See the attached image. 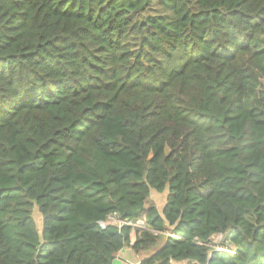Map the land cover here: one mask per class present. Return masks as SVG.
Wrapping results in <instances>:
<instances>
[{"label": "trees", "instance_id": "trees-1", "mask_svg": "<svg viewBox=\"0 0 264 264\" xmlns=\"http://www.w3.org/2000/svg\"><path fill=\"white\" fill-rule=\"evenodd\" d=\"M113 213L141 264H264V0H0V264H113Z\"/></svg>", "mask_w": 264, "mask_h": 264}, {"label": "rangeland", "instance_id": "rangeland-1", "mask_svg": "<svg viewBox=\"0 0 264 264\" xmlns=\"http://www.w3.org/2000/svg\"><path fill=\"white\" fill-rule=\"evenodd\" d=\"M167 194H168L167 190H165L163 192H158V191L152 189L151 190V195H150V198H149V203H151V202L153 203L154 202L155 204H157V206H159L161 208V206L163 205L164 201L166 200ZM33 214H34L35 222L37 224L36 226H38L39 229H40V227L42 226V223H43V216L40 213V211H39L37 206L34 207ZM134 232L138 233V230H135ZM211 243H212L213 246H215L216 249H219V250L220 249H223V250L226 249V245H224L225 244L224 236L222 234H220V233L215 234L212 237Z\"/></svg>", "mask_w": 264, "mask_h": 264}, {"label": "crops", "instance_id": "crops-1", "mask_svg": "<svg viewBox=\"0 0 264 264\" xmlns=\"http://www.w3.org/2000/svg\"><path fill=\"white\" fill-rule=\"evenodd\" d=\"M167 198V196H166ZM166 200L164 201L163 205L159 209L161 210L163 206L165 205ZM137 233L132 231L131 233V243L129 245H126L123 247L115 256L113 259V264H133L135 262H140L142 258L145 257L144 252L137 253L133 247L131 246L132 243L136 240Z\"/></svg>", "mask_w": 264, "mask_h": 264}, {"label": "built area", "instance_id": "built-area-1", "mask_svg": "<svg viewBox=\"0 0 264 264\" xmlns=\"http://www.w3.org/2000/svg\"><path fill=\"white\" fill-rule=\"evenodd\" d=\"M103 226H105L106 224H116L118 226H123V225H129L132 227L133 231L138 230H144V229H150L147 221L144 217L138 218L137 220L133 221V220H122L118 217V215L115 213L110 214L107 218L106 221L101 223ZM221 250V249H220ZM133 264H141L140 262H135Z\"/></svg>", "mask_w": 264, "mask_h": 264}, {"label": "water", "instance_id": "water-1", "mask_svg": "<svg viewBox=\"0 0 264 264\" xmlns=\"http://www.w3.org/2000/svg\"><path fill=\"white\" fill-rule=\"evenodd\" d=\"M114 259V258H113Z\"/></svg>", "mask_w": 264, "mask_h": 264}]
</instances>
